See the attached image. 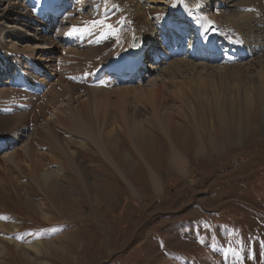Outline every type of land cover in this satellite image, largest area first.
<instances>
[{
	"label": "rangeland",
	"instance_id": "obj_1",
	"mask_svg": "<svg viewBox=\"0 0 264 264\" xmlns=\"http://www.w3.org/2000/svg\"><path fill=\"white\" fill-rule=\"evenodd\" d=\"M130 2L124 0L126 5ZM2 4V11L9 6L7 2ZM81 6L85 13L76 14L67 30L61 31L65 24L58 23L53 31L73 44L62 40L55 51H41L50 46L37 43L35 36L29 39L26 35L30 32L24 28L15 32L25 34L22 40L32 45L31 51L21 48L20 53L51 65L49 70L56 74L50 84L60 96L57 93L53 103L51 94L36 98L0 84V90H6L0 100L16 94L19 101L33 102V109L24 116L14 113L15 122L9 124L2 119L0 133L28 129L35 122L29 135L23 133L25 137L21 136L16 146L0 153V217L9 218L7 213H11L19 219V224L0 222V229H22L26 234L45 236L40 241L31 238L30 245L0 238V264H179L167 252L164 254L166 250L173 255L184 253L193 264H264V105L262 91L253 81L255 72L225 75L219 69L197 66L186 70L181 78L165 83L160 79L159 88L150 87L151 79L158 78L153 74L128 87L124 84L122 88L115 85L113 89L96 90L91 89L88 74L83 86L71 93L69 82L75 84L81 66L79 60L64 65L67 52L83 49L81 25L93 20L89 5ZM10 16L0 21V28L15 22L11 18L16 14L11 12ZM145 18L136 16L132 23H143ZM71 25L80 26L77 37L68 35ZM17 42L22 41L14 38L9 46L26 43ZM245 84L251 86L253 95L245 91ZM59 113L61 117L74 115L60 120ZM54 116L58 118L52 119ZM137 124L157 136L151 138L160 144L174 140L178 153L187 151L192 156L191 148L194 156L198 153V158L188 161L190 167L182 176L172 180L165 174L160 177L165 189L159 197H153L150 190H142L139 195L138 188L129 183L127 190L99 155L107 161V153L111 154L107 150L111 131L113 135L122 131L131 134ZM91 132H97V138L89 139ZM211 138L219 143L217 150L211 146ZM111 145L119 151L115 143ZM154 146L150 155L157 160ZM9 153L14 160L7 158ZM157 165L163 170L161 163ZM187 218L196 220L202 235L188 233L190 227L182 224ZM215 239L229 246L228 262L202 246Z\"/></svg>",
	"mask_w": 264,
	"mask_h": 264
},
{
	"label": "bare ground",
	"instance_id": "obj_2",
	"mask_svg": "<svg viewBox=\"0 0 264 264\" xmlns=\"http://www.w3.org/2000/svg\"><path fill=\"white\" fill-rule=\"evenodd\" d=\"M81 1L83 0H65L63 5L59 9H57L56 11L52 10V14L45 17L46 21H48V28H50L51 32L53 28L56 26V23L61 22V24H64L67 18L76 12V9L81 4ZM117 1H119L121 4H124L123 3L124 0H117ZM2 2L9 3V6L7 8L8 10L6 9L7 11L5 9L2 11V7H1L0 11H2V13L0 14V21L7 20L8 19L7 17H12L10 16L11 12H14L16 14V18H11L15 22L8 23L4 28H0V39H2L1 37L3 36L4 32H11L15 34V32H17V30L20 29V27L24 28L23 26L20 25V23L23 24L24 26H27L30 20H32V15H30V11H28V7L31 6L30 3L26 2L25 0L24 1L0 0V4L2 6L4 5L2 4ZM98 2H99L98 0H91V6L93 7ZM43 5L46 7L45 4ZM108 5L109 3L105 1L103 7L104 8L103 14L96 20L97 22H99V24H94L95 26H93L87 33L89 38V46H87L86 48L83 47V49H80L81 47L79 49L77 48L71 49L69 52H67L68 53L67 63L70 62L71 64L72 60L74 63H78L79 60V64H80L79 66H81L79 68V72L82 73L87 69L83 67L86 65V62L89 63L92 62L91 59L96 58L101 54H104L103 55L104 58H102L103 61L100 63L97 62L96 64L97 66L96 68H94L95 70L97 69L99 64L105 63L110 58L112 59L122 56L126 50V46L131 41L133 30L138 28L141 33L140 41L144 42L146 46L149 45L150 43L153 49L158 48L156 55L163 56V60L160 64L157 65L151 64L148 67L147 70L148 75H146L145 78H150L151 76H153V74L154 75L156 74L157 77L159 78V79L158 78L151 79L150 87L153 88L154 86H156L159 88L160 79L161 82H164L168 79L169 80L174 78L176 79L177 77L181 78L186 70H191L197 66H202L206 68L209 67L212 70L219 69L225 75H228L229 73H230L229 75L233 73L249 74V72L252 71L255 72L253 76V81L258 83L259 89L262 91L260 93L261 95L260 97L264 105V0H131L130 4L122 5L123 10L117 16L105 15V11ZM171 7L173 8L171 14L174 16L173 17L170 16V18H168L164 15L165 14L164 9H170ZM50 9H52V7H50ZM213 11L214 13L215 11H221L220 17L222 22L215 16H212ZM62 14H64L65 17H62L60 19L59 15ZM193 14L195 16L194 21L190 23L186 22L185 21L186 17ZM121 15H124L126 17V21H127L126 27H124L123 30L122 28L121 29L118 28V31L121 32L120 35L117 34V36L115 37L112 35H108L109 26L110 28H114L117 30V28L113 25V22L115 21L116 17ZM135 16H143V17L146 16L145 22L140 24L136 23L137 25L133 23L131 24V18ZM199 21H201L202 26L201 28H196L195 24ZM89 23L91 22L89 21ZM71 27L73 26L71 25ZM83 27L84 26L81 25V28ZM78 28H80V26ZM10 29H14V30L12 31ZM83 29L82 32H84ZM215 29H217L220 32L219 44L214 45L212 47L206 46L204 44V39L208 38L209 32ZM14 34H13V39L19 37L18 34L14 37ZM27 35H30V33ZM78 35L79 34H77V36ZM33 36L36 37L37 43L50 46L49 48H42L41 51L43 49H49L55 51L57 47V43H59L60 40L59 34H55L53 36H45L42 35L41 31L40 32L35 31L33 33ZM80 36L82 35L80 34ZM13 39L11 36V39L8 40L7 42L12 43ZM169 39H172L171 44L169 43ZM230 41H233L235 43L234 47L230 46ZM82 43H84V41ZM108 45H113L114 48H112V50H108ZM5 46L10 48V49L7 48V50H9L12 53H16L17 55L18 53L23 51V49L21 48L26 49V51H31L32 45H29V43L27 44L26 42L24 44L22 43L21 46H17V45L9 46L6 44ZM5 46L3 47L6 48ZM211 49H214L213 54L210 53ZM233 51H237L238 55H234L232 53ZM36 55H38V53ZM31 59L32 57L29 56H26V58L24 59H17L19 60L18 67L21 66L28 67L27 64H29L32 61ZM38 59H40V57ZM35 60H36V56H35ZM46 61H53V60L47 59ZM50 66L51 65H46L45 63L41 62L39 63V69L38 70L35 69L33 73L30 72L29 77L27 75L26 77L24 74H20L16 76L15 79L8 78L6 83L13 85L14 88H17L16 85L18 84L19 79L22 78L26 79L31 86L35 85V87L43 83L47 85L48 83L49 86L47 85L48 87L43 94L44 95L51 94L52 102L54 103L55 102L54 100H56L55 95H57V93L59 95L60 93L58 89L54 88L55 86H52V83L50 84V81L48 80L51 79V77H53V75L56 74L54 72L52 73L49 70ZM5 67L8 70H12L8 66L4 65L3 68ZM227 72L228 74H226ZM96 79L97 76L94 75L92 77V82H94V80ZM250 80L252 81V79ZM0 82H2L1 78H0ZM65 82H68V80ZM121 83H122L121 81L116 79L115 82L104 83L103 85L100 86H91V89L93 90L103 89V88L113 89L115 85H120ZM69 84H70L69 92L71 93H73L74 89L79 88V85L80 87L83 86L80 83L77 85L76 83L73 84L69 82ZM141 85L142 84H139V88ZM125 86L128 87V84H126ZM120 88H122L121 85ZM120 88L117 89L120 91ZM243 88L245 89V91L250 92L251 93L250 95H253L250 85L247 86V84H245ZM65 89L67 90L68 88L65 87ZM155 90H157V88ZM5 91L0 90V94L4 93ZM12 91H16V93H26L25 90H20V88ZM33 94L34 97L42 96L41 94H36V93ZM58 98L61 99L62 97H58ZM60 99H57V101ZM5 102L6 101H4V103ZM25 102H29V104L31 103V105L33 103L29 99H26ZM69 103L70 101L67 102L68 105ZM26 112L27 111L20 112L18 115L24 116ZM73 115L74 113H72V115H64L61 117L59 113L58 117L61 118L60 120H64ZM56 117L57 116H54L52 117V119H55ZM263 118H264V114H263ZM2 119H5V121L6 120L9 121L10 124L11 122H15V120L17 119V115L16 114L7 115V116L2 115L0 116V121ZM170 124L168 125V127H170ZM137 129H139V131L141 132L140 134H142L143 136L145 137L148 136L147 133L143 131L144 127L142 125L138 126L137 124V126L134 127V130ZM29 131H30V125L28 129L20 127L13 131H10L9 133H7L8 137H5V140L6 139L9 140L6 143L1 144L0 149H2L3 147H7L8 145H16L18 140L21 139L23 133H25L26 135ZM179 135H181V133ZM1 136H5V133H0V137ZM175 136L178 140L179 138L178 135L176 134ZM214 145L216 146L214 147ZM218 145L219 143L217 142V140L213 139V143H212V138H211V146L217 150V148L219 147ZM203 148L205 150V147ZM199 149H202V146ZM24 150L25 153L27 152L28 154V147H24ZM28 155H30L31 157V154ZM13 156L14 155H12V153H9L7 158L9 160L10 159L14 160ZM11 240L14 241L13 239ZM27 244L30 245L29 243Z\"/></svg>",
	"mask_w": 264,
	"mask_h": 264
},
{
	"label": "crops",
	"instance_id": "obj_3",
	"mask_svg": "<svg viewBox=\"0 0 264 264\" xmlns=\"http://www.w3.org/2000/svg\"><path fill=\"white\" fill-rule=\"evenodd\" d=\"M147 137L140 134L139 129L129 132L122 131L118 132V135L110 132V145L107 147V150L111 151V154H114V160L117 164L118 172H115L113 169L109 168V171L124 184L131 180L134 186L138 188V194H142V190H150V193L153 197H159L162 195L165 186L162 178L158 177L155 170L161 168L158 166V163L164 167L166 175H168L167 180L174 179L175 176H182L184 172L189 169L188 161H183L182 153H176V145H174V140L163 142V144L158 143L156 140L151 138L157 137L153 135L148 129L144 127ZM175 134V131L171 130ZM89 133L87 136L90 137L98 136L97 132ZM107 133H104V137ZM141 135V138H140ZM176 137V136H175ZM143 138V140H142ZM158 138V137H157ZM177 139V138H176ZM115 143V147L119 148V151H114L111 144ZM213 143V140H212ZM104 143L101 144L103 146ZM154 146L155 155H150L152 146ZM111 147V150H110ZM192 156L189 158L190 163L192 157L195 159L198 158V153L194 156V148L190 149ZM107 162H110L109 156H107ZM111 163V162H110ZM159 171V170H158ZM99 215H94V218H97Z\"/></svg>",
	"mask_w": 264,
	"mask_h": 264
},
{
	"label": "snow or ice",
	"instance_id": "obj_4",
	"mask_svg": "<svg viewBox=\"0 0 264 264\" xmlns=\"http://www.w3.org/2000/svg\"><path fill=\"white\" fill-rule=\"evenodd\" d=\"M84 31H87V29H84ZM81 32V29L78 27L73 26L72 30L68 33V35H77Z\"/></svg>",
	"mask_w": 264,
	"mask_h": 264
}]
</instances>
